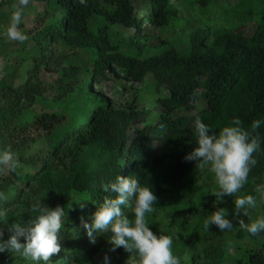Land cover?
Masks as SVG:
<instances>
[{
    "label": "trees",
    "instance_id": "1",
    "mask_svg": "<svg viewBox=\"0 0 264 264\" xmlns=\"http://www.w3.org/2000/svg\"><path fill=\"white\" fill-rule=\"evenodd\" d=\"M20 1L0 0V59L19 41L30 50L0 67V264L127 255L147 211L196 207L207 153L233 182L264 176V0H238L219 23L152 45L145 21L171 28L176 3L210 0ZM260 224L225 236L247 238L230 264H264ZM225 248L191 249L181 264H201L202 251L205 264H226Z\"/></svg>",
    "mask_w": 264,
    "mask_h": 264
},
{
    "label": "rangeland",
    "instance_id": "2",
    "mask_svg": "<svg viewBox=\"0 0 264 264\" xmlns=\"http://www.w3.org/2000/svg\"><path fill=\"white\" fill-rule=\"evenodd\" d=\"M139 3L138 0H135ZM238 0H210L206 9L183 8L179 3V13L171 28H161L153 24H142L143 32L149 36L148 44H158L163 39H171L177 28L185 27L183 37L187 36V31L195 27H207L217 21L229 8L234 6ZM28 2L21 0L16 8L26 6ZM33 4H31L32 6ZM150 6V3L139 4L140 11L143 12ZM8 9V8H7ZM39 11L38 6L36 7ZM13 18L9 19V30L11 35L15 34L17 27L13 26ZM253 23L248 24L247 33L253 32ZM9 38V37H8ZM15 38H9V42ZM26 41L15 43V49L3 63L0 59V67L6 63H16L29 53V44ZM144 54V53H143ZM147 83L152 82V75L147 74ZM103 89L106 93L117 99L119 89L115 82L107 80L103 82ZM143 93L153 95L145 90ZM199 173L200 190L189 198L190 203L196 205L194 209L185 210V214L173 210V201L154 212H146L141 216L140 226L142 230L138 232L136 238V248L127 255L119 254L115 249L103 251L96 257V264H181L183 259L189 257L191 249L197 251L209 245L222 247L226 246V264H230L231 259L238 257L241 252V244L246 241V237H239L235 240L226 239L225 236L232 230L238 229L244 224L252 227H259L264 215V176L254 185L244 184L243 181H234L230 172L223 171L219 164L215 162L210 153L205 154L197 165ZM220 183L219 189L217 183ZM201 194V199L198 195ZM195 197V198H194ZM185 199V198H184ZM263 210V211H262ZM257 218L258 222L251 221ZM232 236V235H231ZM231 242L229 246L225 242ZM197 260V258H195ZM208 257L204 251L198 256V261L205 264ZM196 263V262H195Z\"/></svg>",
    "mask_w": 264,
    "mask_h": 264
},
{
    "label": "bare ground",
    "instance_id": "3",
    "mask_svg": "<svg viewBox=\"0 0 264 264\" xmlns=\"http://www.w3.org/2000/svg\"><path fill=\"white\" fill-rule=\"evenodd\" d=\"M58 238V237H57Z\"/></svg>",
    "mask_w": 264,
    "mask_h": 264
}]
</instances>
